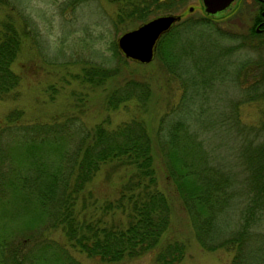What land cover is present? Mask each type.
<instances>
[{"label": "trees", "instance_id": "16d2710c", "mask_svg": "<svg viewBox=\"0 0 264 264\" xmlns=\"http://www.w3.org/2000/svg\"><path fill=\"white\" fill-rule=\"evenodd\" d=\"M12 1L0 0L8 2L11 9L17 8L23 24L19 30L11 16L0 21L1 96L18 85L19 75L11 63L20 50L23 34L35 32L28 13ZM85 1L89 0H69L72 4ZM109 1L116 4L110 18L115 29L137 24L161 10H174L178 3ZM214 21L206 15H190L177 21L158 39L152 61L156 59L167 73L180 76L185 84L190 78L189 59L194 56L200 62L197 69L201 70L211 50L206 47L208 41L197 42L193 34L204 28L213 29ZM217 45L218 42L212 44ZM226 49L213 51L214 56ZM109 50L110 54L102 55L103 61L83 66L82 74L76 76L93 86L111 82L105 95L108 108L134 100L145 109L152 94L150 82L133 75L121 76L120 65L126 58L118 50L116 40H111ZM260 77L248 82L245 92L250 97L258 90L259 80H264V73ZM182 107L181 102L178 107L165 110L155 137L150 135L145 119L136 115L113 126L106 118L89 128L78 116L20 123L22 110L7 112L5 123L0 124V264H84L65 243L45 234L56 228L61 229L68 246L102 262H116L146 251L154 252L155 264L179 262L185 251L184 242L162 239L170 223V204L157 187L155 148L199 244L208 250L233 251L231 264H264V233L254 229L260 221L264 222V142L245 144L247 173L240 180L232 170L213 160L209 150H204L197 139L200 130L181 116ZM21 157L25 162L16 163ZM105 165L110 169L108 173L127 168L128 175L114 196L98 204L96 199L94 205L87 204L92 195L87 186ZM238 196L244 201L240 215L228 219L238 209ZM16 199L23 202L15 205ZM18 208L21 211L15 212ZM21 219L29 228L36 222L39 225L17 237L15 231L19 229L13 225L22 223Z\"/></svg>", "mask_w": 264, "mask_h": 264}, {"label": "rangeland", "instance_id": "374dc122", "mask_svg": "<svg viewBox=\"0 0 264 264\" xmlns=\"http://www.w3.org/2000/svg\"><path fill=\"white\" fill-rule=\"evenodd\" d=\"M22 1L12 2L21 5L28 13L35 32L29 36L23 34L20 50L11 63V68L19 75V83L5 95H0L1 125L6 121L7 112L15 108L22 110L18 120L20 123L50 122L78 116L89 128L106 118L109 126H113L136 115L145 119L150 135L155 137L161 115L168 107H178L182 102L184 107L180 114L187 119L186 122L200 130L197 139L202 142L204 150H209L213 160L232 170L240 180L243 179L247 173L245 144L264 142V80H259L260 91L256 90L252 97L245 92L248 82L261 79L264 73V42L259 44L261 38L264 41V35H257L254 45L244 42L242 36L252 22L246 0L240 1L236 8L234 6L223 15L215 16L213 29L204 28L193 34L197 42L208 41L206 47L212 51L201 70L197 69L200 62L195 61L194 56L191 58L194 61L189 59L190 78L185 84L180 76L167 73L156 59L139 63L120 52L126 58V62L120 65L121 76L133 75L150 82L152 94L145 109L140 108L134 100L121 103L114 109L108 108L105 95L112 83L93 86L76 76L82 74L83 66L103 61L102 55L110 54L111 40H116L121 31L136 23L115 29L110 20L116 11L115 3L109 0H89L79 4H72L69 0ZM11 7L8 2H0V21L11 16L21 30L23 23L17 8ZM164 12L179 13L180 20L190 15H206L200 0H178L174 10L165 9L158 13ZM217 42V46H212ZM221 47H228V50L214 56L213 51ZM241 63L244 65L242 69ZM18 143H23V140ZM15 162H25L24 157ZM153 164L157 187L167 195L170 204V223L162 239H178L185 244L183 257L176 264H231L233 251L224 248L208 250L199 244L189 215L165 176L157 148L154 150ZM108 171L107 165L103 166L88 184L92 195L88 197L87 204L94 205L95 199L98 204L114 196L117 187L128 175L127 168ZM235 201L238 209L235 208V214L231 212L228 219L240 215L239 208L244 205L240 196ZM22 202L20 199L14 200L15 205ZM19 211L20 208L15 212ZM261 219L264 220V210ZM15 224L13 228L19 229L15 231L18 237L30 232L39 222L30 228L24 222ZM254 227L264 233L263 221ZM45 234L65 243L71 254L84 264H155L153 251L116 262H102L68 246L60 228L46 230Z\"/></svg>", "mask_w": 264, "mask_h": 264}, {"label": "water", "instance_id": "95a60500", "mask_svg": "<svg viewBox=\"0 0 264 264\" xmlns=\"http://www.w3.org/2000/svg\"><path fill=\"white\" fill-rule=\"evenodd\" d=\"M208 16H220L233 8L237 0H200ZM192 9V7H190ZM181 18L179 13H158L121 31L116 37L119 51L139 63L150 62L156 52L157 41Z\"/></svg>", "mask_w": 264, "mask_h": 264}, {"label": "flooded vegetation", "instance_id": "af4514ba", "mask_svg": "<svg viewBox=\"0 0 264 264\" xmlns=\"http://www.w3.org/2000/svg\"><path fill=\"white\" fill-rule=\"evenodd\" d=\"M240 1L245 0H237L236 6L239 4ZM248 2L247 8H249L251 12V26L248 30L243 34V40L246 44H256V36L257 35H264V0H246ZM253 4V5H252ZM215 18V17H214ZM261 42L259 44H261ZM258 90H260V85H256Z\"/></svg>", "mask_w": 264, "mask_h": 264}, {"label": "bare ground", "instance_id": "6f19581e", "mask_svg": "<svg viewBox=\"0 0 264 264\" xmlns=\"http://www.w3.org/2000/svg\"><path fill=\"white\" fill-rule=\"evenodd\" d=\"M208 17H210V18H214V17H212V16H208Z\"/></svg>", "mask_w": 264, "mask_h": 264}]
</instances>
